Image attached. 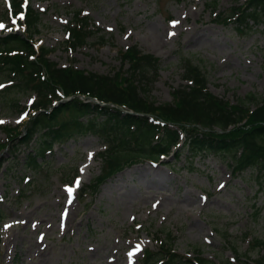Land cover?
<instances>
[{"label":"rangeland","instance_id":"374dc122","mask_svg":"<svg viewBox=\"0 0 264 264\" xmlns=\"http://www.w3.org/2000/svg\"><path fill=\"white\" fill-rule=\"evenodd\" d=\"M247 1L30 0L42 13L34 43L37 49H53L50 58L62 67L98 74L113 75L122 66V51L133 45L155 54L161 69L148 97L157 105L173 102L187 61L201 67L213 94L232 103L251 95L262 102L264 17L241 28L221 23ZM7 3L0 0L5 19ZM76 11L89 16L98 34L72 51L67 29ZM16 23L7 19L0 35L23 33L25 26ZM4 95L0 126L24 134L38 115L31 107L36 95L20 88ZM8 134L0 127V143L7 144L0 153V264H109L117 253L118 264H127L121 253L130 246L137 252L130 264H144L145 251L158 252L156 239L166 238L185 259L202 256L216 264L264 259V245L256 243L264 241V176L255 169L236 173L229 157L211 153L191 160L184 150L178 159H157V166L139 159L94 184L107 173L100 157L105 145L98 136L76 132L57 140L39 170L27 161L44 139L19 146L9 142ZM76 174L79 184H66ZM69 188L73 220L67 228L61 216L67 212Z\"/></svg>","mask_w":264,"mask_h":264},{"label":"trees","instance_id":"16d2710c","mask_svg":"<svg viewBox=\"0 0 264 264\" xmlns=\"http://www.w3.org/2000/svg\"><path fill=\"white\" fill-rule=\"evenodd\" d=\"M12 1L17 14L21 11L22 0ZM236 13L237 17L232 21L238 28L247 22L260 21L264 17V0H248ZM41 15L30 7L25 19V34L0 35V83L12 82L0 90V97L14 88L36 94L34 108L38 115L30 121L27 137L22 143L28 144L43 129H47L44 135L51 139L43 141L37 155L29 156L30 166L41 169L43 164L38 157H44L55 140L79 132L98 136L106 147L100 156L108 160L109 166L100 180L136 159H157L160 154L169 156L172 148L176 149L177 159L184 150L188 151L191 160L199 155L219 154L229 157L236 173L255 169L264 176V101L259 102L251 95L239 103H232L213 94L201 67L187 61L183 67L184 83L174 88L173 102L157 105L149 99L148 93L160 73L158 57L133 46L123 53L122 66L113 75L59 66L50 58L52 49L40 47L38 50L33 43L40 33ZM1 19L4 17L0 14ZM68 30L71 36L67 42L72 50L84 47L89 38L98 34L91 27L89 17L78 11ZM125 64L128 65L126 69ZM61 94L72 98L54 106L55 101L63 98ZM91 98L100 103L89 101ZM247 101L254 102L256 107L251 109ZM64 116L68 119L60 120ZM85 116L88 117L83 120L81 117ZM149 116L160 122L151 121ZM5 130L11 135L10 143L23 133L12 134L13 129L9 127ZM6 147L0 144V153ZM159 242L160 251L148 250L146 262L162 260L163 264H193L197 259L199 264H216L202 256L196 259L179 256L172 249L170 238ZM256 243L264 245V241L258 239ZM238 264H264V259L250 262L238 258Z\"/></svg>","mask_w":264,"mask_h":264},{"label":"bare ground","instance_id":"6f19581e","mask_svg":"<svg viewBox=\"0 0 264 264\" xmlns=\"http://www.w3.org/2000/svg\"><path fill=\"white\" fill-rule=\"evenodd\" d=\"M202 23H205V22L202 21ZM162 25L163 24L161 23L159 25V28ZM197 40H201V35H199L197 37ZM190 41H193L192 38ZM148 181H151L153 183H157V182H155V181H157L156 178H150V179H148ZM71 198H72V195L67 192V219L62 220L65 224H67V228L69 226V222H72V220H73L72 219L73 203L70 201ZM157 206H158V204H154L152 207L156 208ZM39 225H41V224H39V222H38L37 226L39 227ZM121 255L123 256V258H121V259L126 260V262L128 260L127 264H130L131 258H135L137 256V253L133 250L132 246H130L127 251L123 250ZM118 258H119L118 253H117V255L110 256L108 259L109 264H118Z\"/></svg>","mask_w":264,"mask_h":264},{"label":"snow or ice","instance_id":"6c2138e0","mask_svg":"<svg viewBox=\"0 0 264 264\" xmlns=\"http://www.w3.org/2000/svg\"><path fill=\"white\" fill-rule=\"evenodd\" d=\"M23 19H24V17L21 16L20 20L23 21ZM0 28H4V25L0 24ZM0 123H3V121H0ZM77 184H79V181H77ZM68 191H69V193H71L73 191V189L69 188ZM137 247H139V245H137Z\"/></svg>","mask_w":264,"mask_h":264}]
</instances>
